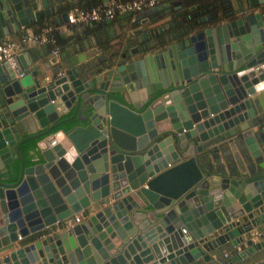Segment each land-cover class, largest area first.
I'll return each instance as SVG.
<instances>
[{
    "label": "water",
    "instance_id": "water-1",
    "mask_svg": "<svg viewBox=\"0 0 264 264\" xmlns=\"http://www.w3.org/2000/svg\"><path fill=\"white\" fill-rule=\"evenodd\" d=\"M64 1L0 0V41ZM184 3L0 61V264H264V0Z\"/></svg>",
    "mask_w": 264,
    "mask_h": 264
},
{
    "label": "crops",
    "instance_id": "crops-1",
    "mask_svg": "<svg viewBox=\"0 0 264 264\" xmlns=\"http://www.w3.org/2000/svg\"><path fill=\"white\" fill-rule=\"evenodd\" d=\"M77 0H65L63 3V6L65 7V9H69L72 6L77 5L76 4ZM103 2L107 1V0H102ZM172 1H176V0H167V1H162L160 4L153 6V7H143L142 9H140L139 11L134 13L135 16V22H136V26H139L141 23L140 21H142L143 19H147V18H152L154 16L159 17L160 14L162 13V11L165 12H175L177 11L179 8L176 7L173 8V5L171 4ZM179 3L185 4L184 2H188L190 4H195L197 2L199 3H207V0H178ZM198 14H202L204 12L207 11V9L204 10V12L201 13V9L198 7ZM56 15V13L54 14ZM54 15H52V17L50 18H46V20H44V22H48L52 21L53 23H57L54 20ZM126 14L125 13H117L112 19L107 20V21H103V22H86V23H80L78 25H74V26H69L68 29L62 30L63 31V35H65V39H64V43L68 42V41H78L82 43L83 39H87L90 42H94V47L95 46H99V47H104L106 45L109 44L110 48H114L115 52L117 51V53L119 54L120 52H122L123 50V46L121 43H119L118 38L120 37V35L123 33L124 31V25H126V22H128L129 20L126 19ZM164 19V17L158 19V21L156 23L161 22ZM61 24L63 23V20L60 22ZM127 26V25H126ZM32 29V30H36L38 27L35 26H31L30 24H25L22 25L19 29V31H15L12 32L10 35H7L4 40L6 39H15L17 37H19L22 33H24L27 29ZM75 41V42H76ZM63 43V44H64ZM82 51H86L85 48L82 46L81 47ZM103 49V48H102ZM101 49H96V53L94 56L90 57V59L92 61H97V56H101ZM24 51H28L33 57H38L40 56V58L37 60V62L42 65H49L53 64L52 61H49V58L52 56L49 53V45L47 44H43V43H29L28 45L25 46ZM84 53V52H82ZM63 116V115H62ZM78 215L79 219H80V215L79 214H73L71 217V221L70 222H75L73 220L74 216Z\"/></svg>",
    "mask_w": 264,
    "mask_h": 264
},
{
    "label": "built area",
    "instance_id": "built-area-1",
    "mask_svg": "<svg viewBox=\"0 0 264 264\" xmlns=\"http://www.w3.org/2000/svg\"><path fill=\"white\" fill-rule=\"evenodd\" d=\"M162 1L167 0H107L101 4L88 7L72 6L66 10V18L62 24L45 23L36 30L27 29L15 39L0 41V61H7L11 67H14V56L24 51L25 46L29 43L47 44L49 45V53L56 55L59 52V47L54 44L55 31L62 33V30L68 29L71 25L110 19L115 14L125 11L135 13L143 7H153ZM17 75H22V72H17ZM78 219V215H75L73 218L74 221Z\"/></svg>",
    "mask_w": 264,
    "mask_h": 264
},
{
    "label": "trees",
    "instance_id": "trees-1",
    "mask_svg": "<svg viewBox=\"0 0 264 264\" xmlns=\"http://www.w3.org/2000/svg\"><path fill=\"white\" fill-rule=\"evenodd\" d=\"M211 0H207V3H203L202 5L199 6V8L201 9V13L204 12V7L210 3ZM103 3L102 0H77L76 1V4L78 6H81V7H88V6H92V5H96V4H101ZM204 9V10H203ZM121 13H125L126 15V19L129 20L128 22H126V25L128 26L130 23H133L135 22V16H134V13L130 12V11H125V12H121ZM200 14V13H199ZM116 15V14H115ZM114 15V16H115ZM113 16V17H114ZM112 17V18H113ZM110 18V19H112ZM110 19H102V20H99V21H92V22H103V21H107V20H110ZM45 23H48V22H44L43 20L39 19V20H36L34 23L30 24L31 26H35V27H39ZM49 23H53L52 21H49ZM124 25V28H126L127 26ZM64 39H65V35H63V32H57L55 31V41H54V44H56L59 49L61 48V46L63 45L64 43ZM26 143L28 144H33V139L27 141Z\"/></svg>",
    "mask_w": 264,
    "mask_h": 264
}]
</instances>
